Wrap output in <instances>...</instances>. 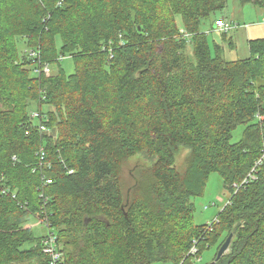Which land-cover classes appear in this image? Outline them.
I'll return each mask as SVG.
<instances>
[{"label":"trees","instance_id":"trees-1","mask_svg":"<svg viewBox=\"0 0 264 264\" xmlns=\"http://www.w3.org/2000/svg\"><path fill=\"white\" fill-rule=\"evenodd\" d=\"M226 5L0 0V264H46L33 215L57 235L64 264L187 263L195 243L199 256L216 248L210 264L229 235L212 264H264V164L242 184L264 145V37L227 59L209 38ZM30 50L56 71L35 73ZM213 172L230 203L208 228L191 198Z\"/></svg>","mask_w":264,"mask_h":264},{"label":"rangeland","instance_id":"rangeland-1","mask_svg":"<svg viewBox=\"0 0 264 264\" xmlns=\"http://www.w3.org/2000/svg\"><path fill=\"white\" fill-rule=\"evenodd\" d=\"M225 16L228 22H231L236 27L232 28L226 36V39L221 33L212 32L209 35L210 40H216L223 46L224 55L227 59H242L250 55L249 40L255 37H264V5H255L253 3L242 4L239 0H227V5L223 10L217 11L213 17ZM247 25V26H246ZM249 25V27H248ZM252 35V36H251ZM21 40V41H20ZM20 47L23 51H27L23 38ZM64 60V59H63ZM68 72L73 71V64L70 58L63 62ZM53 72L56 67L53 66ZM244 127L239 126L233 131L232 141H238L243 133ZM189 150L182 148L180 150L177 166L185 168ZM145 162L143 157H134L129 160L128 166L134 165L136 162ZM229 193L224 188L223 179L218 172H213L210 175L206 185L204 194L191 198L194 205V217L196 223H208L213 221L221 210L222 206L228 201ZM31 223L34 226L36 235L42 236L49 232L45 225L36 224V220L31 218ZM216 252L215 247L204 250L201 254V260L193 259L185 264H205L212 261ZM38 259L18 262L16 264H37ZM153 264H163L162 262H155Z\"/></svg>","mask_w":264,"mask_h":264},{"label":"built area","instance_id":"built-area-1","mask_svg":"<svg viewBox=\"0 0 264 264\" xmlns=\"http://www.w3.org/2000/svg\"><path fill=\"white\" fill-rule=\"evenodd\" d=\"M264 21V20H263ZM215 26L218 28L219 31L221 32H229L232 28L236 27L237 25L232 24L231 22H228L225 18H218L215 20ZM30 55L34 58L35 61V69L34 72L38 73L40 76L45 75V76H50L53 74V65H50L46 62H42L40 59V54L36 52L35 50H30ZM63 57H61L62 59ZM31 116L33 118H37L40 116H43L42 112H38L36 110L31 111ZM257 119L260 120L261 122H264V115L263 114H258ZM40 132L41 133H47L49 129L45 124H40L39 126ZM45 147L41 145L39 147V150L36 152L37 156L39 157L40 164L44 163V157H45ZM49 163V162H45ZM264 164V145L261 148V154L259 158L255 161L254 167L250 170L248 173L247 177L243 180L242 184H247L250 181L256 179L257 172H258V167ZM73 170H70L72 172ZM48 182H52L51 179L47 180ZM241 184V185H242ZM236 187V191L238 190L239 185L237 183L234 184ZM230 201L228 200L225 205L229 204ZM35 220L37 221L36 224L39 225H45L48 229L49 232L45 234V237L42 240V251L44 253V256L46 258V264H64V252L62 250V245L59 244L58 237L57 235L50 230L49 224L45 219L40 218L38 215H33ZM218 222L217 216L216 218L208 222V228H213L214 224ZM198 254V248L196 246V243L194 246H192L190 250V255L192 256L193 259L201 260V255ZM179 264H185L183 261L180 262Z\"/></svg>","mask_w":264,"mask_h":264},{"label":"water","instance_id":"water-1","mask_svg":"<svg viewBox=\"0 0 264 264\" xmlns=\"http://www.w3.org/2000/svg\"><path fill=\"white\" fill-rule=\"evenodd\" d=\"M231 239H232V235H229L228 238L225 240V242L221 245V247L218 250L217 258L214 262H216L221 256H223L228 251V249L230 248Z\"/></svg>","mask_w":264,"mask_h":264},{"label":"crops","instance_id":"crops-1","mask_svg":"<svg viewBox=\"0 0 264 264\" xmlns=\"http://www.w3.org/2000/svg\"><path fill=\"white\" fill-rule=\"evenodd\" d=\"M222 17L226 19L225 16H222ZM226 20H227V19H226ZM246 26H247V25H246ZM248 27H249V25H248ZM214 30H215V31L217 30L215 33H218V31H219L218 28H217L216 26H215V29H214ZM251 36H252V35H251ZM255 38H260V37L258 36V37H255Z\"/></svg>","mask_w":264,"mask_h":264}]
</instances>
